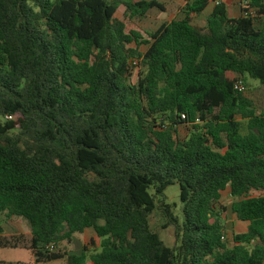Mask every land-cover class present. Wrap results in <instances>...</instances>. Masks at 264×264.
Here are the masks:
<instances>
[{
    "label": "trees",
    "instance_id": "obj_1",
    "mask_svg": "<svg viewBox=\"0 0 264 264\" xmlns=\"http://www.w3.org/2000/svg\"><path fill=\"white\" fill-rule=\"evenodd\" d=\"M183 1L149 32L156 0H0V214L29 226L36 263L264 264V114L236 89L264 86V0L238 18ZM227 190L249 224L232 246ZM87 230L98 250L61 251Z\"/></svg>",
    "mask_w": 264,
    "mask_h": 264
},
{
    "label": "rangeland",
    "instance_id": "obj_2",
    "mask_svg": "<svg viewBox=\"0 0 264 264\" xmlns=\"http://www.w3.org/2000/svg\"><path fill=\"white\" fill-rule=\"evenodd\" d=\"M152 1V0H147ZM165 5L166 11L161 12L158 10L151 11L146 18L136 21V25L143 31L155 32L162 25L169 24L175 20H181L184 17L185 2L183 0H156ZM241 2L242 0H233L229 8V16L231 18H238L241 16ZM214 6H211L200 18L195 21V25L200 28L207 26V20L211 14ZM137 72V71H136ZM134 80H136V73ZM243 85L245 87V95L253 99L255 102L256 111L258 114H264V86L257 80L250 78L243 79ZM182 134L186 136L187 130H183ZM168 203L173 206V212L176 217L182 220V204H181V189L180 185L176 184L171 186L166 191ZM234 199L231 194L224 193L221 205L227 209L223 215V222L227 228V240L232 243V233L242 234L248 230V223L240 222L231 212L230 207ZM7 219L5 214H0V229L3 234H0V239L3 243H9L7 247L0 248V264H38L34 260L33 252L30 250L31 246V230L26 222L22 219L16 218L14 221ZM152 224L158 223L156 217L151 220ZM231 232V234L228 233ZM95 235L94 231L90 235L77 234L73 237L72 241L64 242L61 244L60 249L63 252L70 254H79L82 252L83 246H87L90 252H94L97 249V239L94 240L91 237ZM163 239L168 247H174L176 244V229L170 227L168 230L163 231ZM46 264H67V260L54 261Z\"/></svg>",
    "mask_w": 264,
    "mask_h": 264
},
{
    "label": "crops",
    "instance_id": "obj_3",
    "mask_svg": "<svg viewBox=\"0 0 264 264\" xmlns=\"http://www.w3.org/2000/svg\"><path fill=\"white\" fill-rule=\"evenodd\" d=\"M185 4H186V3H185ZM212 6H213V5H212ZM209 9H210V8H209ZM209 9H208V10H209ZM208 10H207V11H208ZM228 192L230 193V190H227V191L224 192V193H228ZM224 193H223V194H224ZM230 194H231V193H230ZM15 219H16V218H12L11 220L14 221ZM11 220H10V221H11ZM91 232H92V230H87L84 234H80V235H86V236H87V235H90ZM228 233L231 234L230 231H228ZM3 235H4V236H8V234H6V233H4ZM93 236H95V238H94V237H91V238H93L94 240L97 239V241H98V243L96 244V247H97V249H98L99 244H100V240L96 237V235H93ZM34 260H35V258H34ZM64 260H65V259H64ZM64 260H59V261H64ZM35 262H36V260H35Z\"/></svg>",
    "mask_w": 264,
    "mask_h": 264
},
{
    "label": "built area",
    "instance_id": "obj_4",
    "mask_svg": "<svg viewBox=\"0 0 264 264\" xmlns=\"http://www.w3.org/2000/svg\"><path fill=\"white\" fill-rule=\"evenodd\" d=\"M236 89H237L239 92H245V87H244V85H243L242 83H237V85H236ZM222 239H223V240H227V235L224 236ZM50 251H55V247H51V248H50Z\"/></svg>",
    "mask_w": 264,
    "mask_h": 264
}]
</instances>
